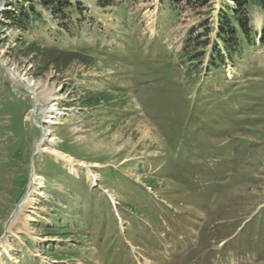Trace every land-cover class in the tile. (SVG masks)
Returning a JSON list of instances; mask_svg holds the SVG:
<instances>
[{
  "label": "rangeland",
  "instance_id": "1",
  "mask_svg": "<svg viewBox=\"0 0 264 264\" xmlns=\"http://www.w3.org/2000/svg\"><path fill=\"white\" fill-rule=\"evenodd\" d=\"M71 1L82 13L56 20L0 0V264H264L263 10L211 71L230 0L183 1L171 21L162 0ZM14 2L39 21L18 30Z\"/></svg>",
  "mask_w": 264,
  "mask_h": 264
},
{
  "label": "trees",
  "instance_id": "2",
  "mask_svg": "<svg viewBox=\"0 0 264 264\" xmlns=\"http://www.w3.org/2000/svg\"><path fill=\"white\" fill-rule=\"evenodd\" d=\"M29 1V0H28ZM164 3H167L170 5V9L168 11H171L170 14V21L176 18L177 9H179V6L181 2L187 3L188 0H162ZM202 1V0H198ZM233 3V6L225 5V7L220 10L218 17H217V24H218V37H219V43L223 48V52H220L219 49L215 51V54L212 55V58L208 60V66H210L211 71H215L218 69V67L221 65V63H224V55H227L230 59L233 58V56L237 53V50L239 49L241 45V41L248 42L250 44L253 43L254 40H250V37L248 36L249 32V15L247 12V8L252 5V3H255L258 5L264 12V0H230ZM207 2V0H206ZM26 2H24L25 4ZM41 6L48 9L49 13L52 15L54 19H59L62 16V13L64 14L65 9L71 13V12H80L82 13L81 4L79 2H72L71 0H40ZM13 9L15 12H12L10 15L13 19V22H15V26H17L18 30L25 31L26 28L33 27L34 23L39 21L37 17H40V14H38L34 7L26 8L22 5L21 2H14L12 4ZM79 9V10H77ZM34 21V23L32 22ZM74 23L77 25L79 23V20L74 18ZM62 25V24H61ZM64 25V22H63ZM25 27V28H24ZM63 27V26H62ZM65 28V26L63 27ZM241 34V39H240ZM65 43L69 41V39L64 40ZM260 45L264 46V18H263V26L261 29V35L259 37ZM56 42V41H52ZM51 42V43H52ZM35 50L37 52H41V54H54L59 57L61 56H71L72 58H80L82 55H84L83 52H75L70 50V47L68 45L58 47V46H39L34 44ZM107 94H101L99 96L94 95L92 92L88 93V96H86V101L88 106H95L100 103V101H105L106 103H109V101H112L111 95L106 96ZM114 104H107L103 109V114L108 116L109 112L114 109ZM51 163L57 167V169H60L59 164ZM45 164V163H44ZM163 171H166L165 169ZM114 172V171H113ZM65 173V172H64ZM153 183L147 182L148 187H150L153 190V186L151 185ZM154 185V184H153ZM154 192V191H153ZM110 207V203L107 202L106 204H103L104 207ZM132 210L137 211V208H134L132 205H126V210ZM81 220H77L72 227L73 233L72 235H76V241L77 246L75 247L79 251L85 252V246L82 245L84 242L83 239H85L83 236L85 235L84 232L77 233L78 230H81L82 227L85 226V224L80 223ZM54 230V231H53ZM49 233H57L59 235H67L70 233V230L67 226L62 224H57L55 227H52V229L47 230ZM79 245V246H78ZM75 249V250H76ZM51 251V250H50ZM61 252L63 254L62 257L61 254H59V251H51L53 257H56V260H61L62 258H66V249L65 247L62 248ZM84 257L87 258L88 256L84 254Z\"/></svg>",
  "mask_w": 264,
  "mask_h": 264
},
{
  "label": "bare ground",
  "instance_id": "3",
  "mask_svg": "<svg viewBox=\"0 0 264 264\" xmlns=\"http://www.w3.org/2000/svg\"><path fill=\"white\" fill-rule=\"evenodd\" d=\"M33 91L36 92V89H33ZM35 106H36V105H34L33 108H34ZM31 111H33V110H31ZM55 122H58V121H55ZM45 136H46V134H43L42 138L40 139V140H42V142L45 140V139H44Z\"/></svg>",
  "mask_w": 264,
  "mask_h": 264
}]
</instances>
